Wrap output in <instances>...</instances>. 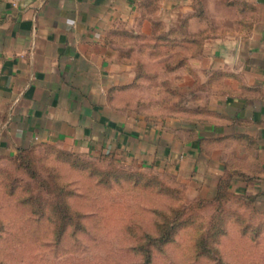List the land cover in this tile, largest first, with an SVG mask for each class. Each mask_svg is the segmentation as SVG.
Masks as SVG:
<instances>
[{"label":"crops","instance_id":"1","mask_svg":"<svg viewBox=\"0 0 264 264\" xmlns=\"http://www.w3.org/2000/svg\"><path fill=\"white\" fill-rule=\"evenodd\" d=\"M193 1L0 0V155L38 143L109 151L172 169L198 196L221 182L264 196V0H205L207 18L245 30L213 25L167 78L151 37L182 20L189 33L209 27ZM165 79L185 94L172 117L135 107V92L160 99Z\"/></svg>","mask_w":264,"mask_h":264},{"label":"rangeland","instance_id":"2","mask_svg":"<svg viewBox=\"0 0 264 264\" xmlns=\"http://www.w3.org/2000/svg\"><path fill=\"white\" fill-rule=\"evenodd\" d=\"M192 5L199 22L210 24V27L214 25L213 32L225 29L223 25L232 24L229 18L217 21L207 18L205 0H195ZM231 29L238 35L244 32L245 27L235 22ZM147 69L148 78L155 85L150 84V87H157L155 80L159 68L151 65ZM165 72L167 78H173L171 71ZM165 81L169 80H164L167 85ZM157 91L151 88L149 98H142L140 91L135 92V107L162 108L166 116L172 117L178 105L177 94L169 97V93L164 91L159 99ZM60 150L86 161L101 178L109 177L110 184L98 183V177L88 174L87 168L70 166L67 160L62 159ZM111 159L53 144L36 145L19 156L0 155V264H142L140 255L129 248L136 232L150 230L154 209L164 210L172 206L184 210L196 198L211 197L198 196L195 185L186 178H180L172 169ZM119 170L133 172L138 182L132 183L124 178L117 183L112 182L111 173ZM147 178H150L149 182ZM57 180L68 183V188L75 190L69 203L73 209L85 214L82 221L86 228L85 232L74 235L65 232L59 242L54 241L48 217V202L52 196H57ZM9 188H13L12 194H8ZM252 195L227 192L217 202L199 203L193 208L197 220L205 225L215 207L231 215L226 223L227 234L218 243V264H264V226L256 239L240 235L238 230V224L264 223V204L259 202L260 198L255 201ZM28 196L44 203V215L39 220L29 213L26 204L21 203V198ZM235 216L243 222L235 221ZM192 238L191 230L180 231L175 241L165 245L163 251H153L149 264H215V261L193 252Z\"/></svg>","mask_w":264,"mask_h":264},{"label":"trees","instance_id":"3","mask_svg":"<svg viewBox=\"0 0 264 264\" xmlns=\"http://www.w3.org/2000/svg\"><path fill=\"white\" fill-rule=\"evenodd\" d=\"M211 37L210 34V24L209 27L200 30L196 33H189L185 28V20L177 27H170L164 32L153 35L151 37L150 43V57L158 56L161 57L160 67L164 71H172L178 67L186 65V59L189 56H193L199 53L203 41L206 38ZM139 69L138 76H141L143 73ZM148 75V74H147ZM167 85L164 84V81L161 82V86L164 87V91L169 93V97L175 96L178 91L176 87L171 85L168 81H165ZM167 89L169 91H167ZM172 91V92H171ZM185 94H180V98L176 101V105L179 106L182 100L184 99ZM36 145H49V143H38L32 144L25 148L18 149L12 155H6L7 157L19 156L22 152L29 150L30 148ZM52 145V144H51ZM62 156L63 160H67L69 165L74 168L79 169H89L88 174L95 175L98 177V183L110 184L109 177L101 178L96 172V169L91 168L87 162L83 161L76 155L66 151H58ZM94 155H98L101 158L111 157L112 161L123 160L121 157L115 155L113 152H89ZM127 162V161H126ZM143 165V164H141ZM112 182L117 183L120 178H124L132 183H137L138 178L136 174L128 173L124 170L113 171L112 173ZM33 175V174H31ZM90 176V175H89ZM147 182L150 181V178L146 179ZM42 182V181H40ZM58 190L55 193V196L51 197L49 203L50 213L49 219L52 223V234L55 242H59L62 236L67 232L69 235H74L76 233L86 230L83 218L85 214L73 209L69 203V198L75 195V190L68 188L69 185L66 182H61L57 180L55 182ZM13 188L8 189V194H12ZM227 192L233 194H238L234 191H231L227 184L219 183L215 188L214 193L211 195L210 199L196 198L194 201L190 202L189 205L183 210H178L172 206L164 210H153L154 218L152 220V225L150 230H141L136 232L134 236V241L130 245L129 250L133 251L135 254L140 255L142 264H149L152 261L153 251L161 252L165 245L173 243L175 237L182 230L188 232L191 230L193 232L192 238V250L193 252L200 257H205L215 261V264H218V257L216 254L218 252V243L221 237L227 234V219L231 215L224 213L219 207H215L212 215L210 216L207 224H202L201 221L197 220V215L192 212L193 208L199 205V203H214L218 201V198H221ZM240 196V195H239ZM249 196V195H248ZM255 201L256 198H260L261 204H264V196L259 194H253ZM250 198V196H249ZM21 203L26 204L29 210V213L36 219L39 220L43 215V206L44 203L41 200H37L28 196L27 198H21ZM188 214H185V212ZM251 217V216H249ZM235 221H240V218L234 217ZM264 223L251 225L250 222L247 224H238L240 235H246L252 239H256L263 230ZM68 228V229H67ZM68 230V231H67ZM215 254V255H214ZM217 262V263H216Z\"/></svg>","mask_w":264,"mask_h":264}]
</instances>
